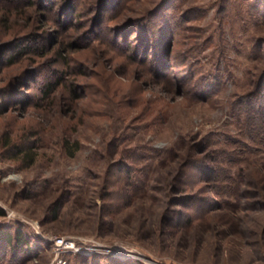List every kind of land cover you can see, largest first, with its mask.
I'll return each instance as SVG.
<instances>
[{
	"label": "rangeland",
	"instance_id": "obj_1",
	"mask_svg": "<svg viewBox=\"0 0 264 264\" xmlns=\"http://www.w3.org/2000/svg\"><path fill=\"white\" fill-rule=\"evenodd\" d=\"M263 76L264 0H0V264H264Z\"/></svg>",
	"mask_w": 264,
	"mask_h": 264
},
{
	"label": "trees",
	"instance_id": "obj_2",
	"mask_svg": "<svg viewBox=\"0 0 264 264\" xmlns=\"http://www.w3.org/2000/svg\"><path fill=\"white\" fill-rule=\"evenodd\" d=\"M8 1H11V0H8ZM28 45L29 44H27V42L20 40L18 45H16L18 47L17 48L18 54L19 55L24 54V50L28 47ZM11 59L9 60L10 63H12L11 61H13V57ZM55 85L56 83L53 84V82H47L46 84H44L40 89L41 92L44 94L43 96H48L55 89ZM263 86H264V76L261 79L260 86L258 87L259 90L261 88L263 89ZM15 155L16 157L20 156L22 160L23 159L27 160L26 165H31V163L33 162V156L27 151H23V150L21 151L20 148H16ZM0 244L2 245L4 244L5 246L11 247L13 251H16V248H17L19 251L24 252V248L27 249L28 247V239L25 236V234H23L20 226H14L11 228H6L4 226H1L0 227ZM22 258L25 259L23 256L20 259L14 254L8 260L7 264H17L18 261L20 262V260H22Z\"/></svg>",
	"mask_w": 264,
	"mask_h": 264
},
{
	"label": "built area",
	"instance_id": "obj_3",
	"mask_svg": "<svg viewBox=\"0 0 264 264\" xmlns=\"http://www.w3.org/2000/svg\"><path fill=\"white\" fill-rule=\"evenodd\" d=\"M53 243H54V252L56 254L55 256H58L59 253L65 250H70L75 247V243L72 239H67L63 236H56L53 239Z\"/></svg>",
	"mask_w": 264,
	"mask_h": 264
}]
</instances>
